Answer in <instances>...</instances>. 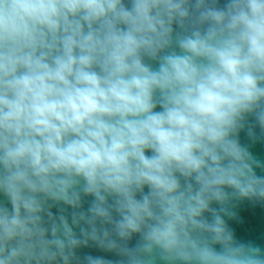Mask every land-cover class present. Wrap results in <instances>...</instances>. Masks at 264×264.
Segmentation results:
<instances>
[{"label":"clouds","instance_id":"9594fccd","mask_svg":"<svg viewBox=\"0 0 264 264\" xmlns=\"http://www.w3.org/2000/svg\"><path fill=\"white\" fill-rule=\"evenodd\" d=\"M264 0H0V264H264Z\"/></svg>","mask_w":264,"mask_h":264},{"label":"water","instance_id":"95a60500","mask_svg":"<svg viewBox=\"0 0 264 264\" xmlns=\"http://www.w3.org/2000/svg\"><path fill=\"white\" fill-rule=\"evenodd\" d=\"M241 219L243 223L238 228L241 233L253 237H259L264 233V215L261 213L242 210Z\"/></svg>","mask_w":264,"mask_h":264}]
</instances>
